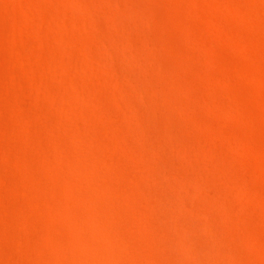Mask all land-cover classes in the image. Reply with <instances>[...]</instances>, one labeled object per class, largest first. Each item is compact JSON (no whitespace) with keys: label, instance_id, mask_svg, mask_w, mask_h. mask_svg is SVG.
<instances>
[{"label":"rangeland","instance_id":"1","mask_svg":"<svg viewBox=\"0 0 264 264\" xmlns=\"http://www.w3.org/2000/svg\"><path fill=\"white\" fill-rule=\"evenodd\" d=\"M0 264H264V0H0Z\"/></svg>","mask_w":264,"mask_h":264}]
</instances>
